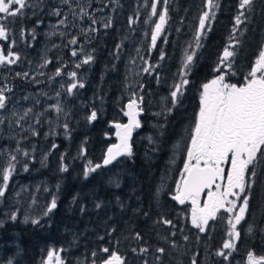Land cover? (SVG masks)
<instances>
[{
    "label": "trees",
    "instance_id": "obj_1",
    "mask_svg": "<svg viewBox=\"0 0 264 264\" xmlns=\"http://www.w3.org/2000/svg\"><path fill=\"white\" fill-rule=\"evenodd\" d=\"M152 2H96V8L102 9L96 14L102 19L93 25L95 32L81 36L94 59L79 69L71 67L83 88L77 87L69 94L66 84L52 85L64 109L58 115L36 103L38 86L35 91V86L16 75L21 71L20 64L30 66L38 58V50L47 39L44 27L53 20L58 0H43L35 9H28L24 17L9 18V37L16 41L13 51L20 60L14 68H7L0 85L12 88L8 94H16L19 106L28 101L33 108L25 128L14 126L12 118L9 126L8 117L0 125V149L7 150L5 154L15 153L18 161L5 197L0 199V264L8 260L13 264H42L50 250L58 251L65 264H93V260L101 264L107 256L101 251L104 247L116 251L126 264H191L193 257L198 264H247L249 252L264 256V163L257 168L249 209L238 226L241 237L228 261L215 254L227 238L226 220L220 219L226 214L219 213L209 222L206 233H198L191 226L190 204L178 206L171 199L186 160L188 132L198 112L202 85L217 74L213 69L228 43L238 0H218L220 8L211 31L199 48L195 47L194 33L204 0H168V23L155 49L150 46V33L158 17L150 16ZM162 9L161 0L158 12ZM130 17L136 21L134 24H129ZM109 18L111 27L104 28ZM38 20L42 21L39 26ZM240 28L233 57L235 75L226 77L227 82L235 84L244 82L264 46V0H254L253 10ZM33 29L35 40L29 34ZM60 43L64 46L61 57L68 63V38L61 37ZM193 51L196 54L187 70L190 83L181 103L168 114L165 110L171 107L170 92L180 80L185 53ZM56 63L51 62L47 73L54 72ZM149 65L150 74L141 71ZM133 92L144 98V111L138 117L141 127L133 131L131 140L133 156L120 157L85 179L88 161L93 165L102 163L107 148L116 143L112 125L127 123L123 110ZM38 110L45 116L37 117ZM93 110L97 119L89 122L87 117ZM17 147L20 152H15ZM25 151L28 156L23 155ZM62 164L67 166L66 172L60 170ZM53 196L57 208L45 215ZM12 212L17 215L15 221L9 218ZM32 219L40 223L33 225ZM163 219L171 220L173 226L163 224ZM137 233L142 239L135 238ZM141 247L149 251L141 254ZM159 247L165 249L163 255L156 252Z\"/></svg>",
    "mask_w": 264,
    "mask_h": 264
},
{
    "label": "snow or ice",
    "instance_id": "obj_2",
    "mask_svg": "<svg viewBox=\"0 0 264 264\" xmlns=\"http://www.w3.org/2000/svg\"><path fill=\"white\" fill-rule=\"evenodd\" d=\"M68 5L73 17H79L83 20L85 17L91 20L92 25L98 23L95 17L87 10L84 5H80L79 12L72 5V0H62ZM163 9L158 12V5L161 0H153L150 5L151 17H158V21L154 22V28L150 33L152 49L157 46V40L165 32V26L168 23V0H162ZM43 0H36L34 4L32 0H0V67L14 65L20 60V55L13 51L16 41L10 39L8 23L9 18H20L27 14L28 9H35ZM80 4V0H77ZM254 0H238L237 14L234 17L233 27L228 38L227 45L223 48L222 54L219 56L217 66L213 69L217 73L213 79L202 85V90L199 94L198 112L195 115L192 127L188 132V144L186 146V160L183 164V171L180 174V180L176 183L175 194L171 199L179 205L186 203L191 205V226L198 233H206L209 229V222L217 219L218 214L223 212L226 215L221 216V220H226V239H224L221 248L215 253L224 261H228L237 248V242L240 240L241 232L238 226L246 218V213L249 209V199L252 187L255 184L257 177V168L264 163V47L258 53V58L251 70L244 78L241 85L229 83L226 77L231 74L235 75L233 70V57L235 49L239 44L237 33L241 32L240 26L248 19V13L253 10ZM220 8L218 0H204L203 10L198 16V24L194 33L195 47H201V41L211 31V24L216 18L217 10ZM42 11V9H41ZM102 11V9H97ZM35 15V11L32 13ZM53 15L60 17V9H54ZM68 16L64 15L59 19L57 26H67ZM136 21L129 18V24H134ZM146 23L148 21H145ZM42 21H37V26ZM104 28L111 27V19L104 21ZM83 32L84 29H81ZM89 32H95L96 29L89 27ZM33 40L36 39L35 29L29 33ZM87 34V33H85ZM25 35L24 30H21V37ZM166 42V40H165ZM69 44L77 45L76 38L69 39ZM192 45H189L191 47ZM119 47V46H118ZM139 51V50H137ZM83 52V49H80ZM195 52H186L183 62V71L180 73V80L172 86L170 92L171 107L167 108L166 113L170 114L172 109L181 103V97L189 85L190 81L187 78L188 66L192 64ZM79 55L76 49L71 50V56ZM94 57L91 54L85 55L75 67L79 69L82 65L90 64ZM164 59V54L161 52L160 60ZM51 63L45 60L41 67ZM145 64L148 62L145 60ZM152 66L143 67L144 73H149ZM62 69L57 68L55 76H61ZM20 76L21 73H17ZM28 77V73L22 74ZM73 82L67 87V92L71 94L77 87L83 88L82 82H76L77 73L72 71L67 74ZM141 91L143 85L140 86ZM12 88L7 84L0 86V113H3L7 108L8 92ZM59 95V93H57ZM143 96H137L132 93L130 99L125 105L126 110H123V115L127 117V123H115L112 126L116 129L115 136L117 143L111 144L102 158V163L88 161L84 177L88 178L90 173H95L98 169L107 167L116 162L120 157L133 156V147L131 144L133 131L141 127V121L138 117L143 113L142 108ZM55 111L60 113L63 109L59 104L54 106ZM31 109L24 111L23 115L12 113L13 117H17L16 125L19 127L20 121L24 120ZM163 114V113H161ZM6 117L0 115V125L5 123ZM97 119V112L91 111L87 120L93 122ZM39 123V120L36 121ZM11 126V123H9ZM65 132L69 131L68 125H63ZM38 133L33 132V135ZM151 141V138H149ZM53 148L57 147L55 144ZM17 147L15 152H20ZM0 155H3L0 152ZM24 156L28 153L23 152ZM63 161V156H61ZM17 156L15 153H8L7 159L0 163V199L5 197L8 189L9 181L16 170ZM28 170L27 164L24 165V171ZM62 172L68 170L67 166L63 165L60 169ZM119 187V181H115ZM206 197L201 204V198ZM96 207H100L99 204ZM57 208V199L55 196L51 199L50 205L46 207L45 215L53 212ZM83 211V209H82ZM13 221L17 219L15 212L9 215ZM28 218H25V222ZM33 225L39 224V219H32ZM162 223L168 226H173V222L169 219H163ZM248 231L252 228L249 226ZM174 236L175 233H172ZM137 240L142 239L139 233L135 237ZM199 239V237H197ZM101 239H103L101 237ZM188 239L187 236L184 237ZM176 247L175 244L172 245ZM101 251L107 256L101 261V264H126L125 259L116 251L104 247ZM133 252L137 249L133 248ZM149 251L146 247H141V254ZM160 255L165 253L163 247L156 249ZM95 257L96 253L93 252ZM159 261V256L157 257ZM7 264H13L12 260H8ZM42 264H65L58 251L50 250L47 252V259L42 261ZM93 264L96 261L93 260ZM147 264V261L144 262ZM191 264H198L195 257L192 258ZM247 264H264V256L256 257L252 252L247 254Z\"/></svg>",
    "mask_w": 264,
    "mask_h": 264
},
{
    "label": "rangeland",
    "instance_id": "obj_3",
    "mask_svg": "<svg viewBox=\"0 0 264 264\" xmlns=\"http://www.w3.org/2000/svg\"><path fill=\"white\" fill-rule=\"evenodd\" d=\"M102 0H80V4L77 3V0H72V5L76 9L77 12H79L80 5H84L87 10L95 17V19L98 21L102 19L101 16H98L96 14L97 8H96V2H101ZM55 9H60L61 16L57 17L53 15V20L49 21L45 28L47 39L45 43L41 46V49L38 50L39 56L35 60V63L31 64L29 66V63L27 64H20L21 67V77L28 82L30 85L35 86V91L38 90L36 93V103L41 104L43 108L46 110H52L53 113H57L55 111L54 106L59 103V99L57 97L58 90L56 87H52L54 84L63 83L66 84L67 87L73 82L69 79L68 73L72 72L73 69H71L72 66H75L76 63H78L85 55L89 54L86 46L84 44V40L81 37L82 35L86 36L89 35L91 32L88 31L89 27H93L91 20L85 17L83 20H80L79 17H73L71 11L68 8L67 4H64L62 0H58V7ZM64 15L68 16L67 26H57L59 19L63 18ZM81 29H84L82 32ZM75 32V34L73 33ZM87 33V34H85ZM65 37L68 38V45L65 47L67 50L68 55V63H65V61L62 59L61 54L64 51V46L60 43V38ZM76 38L78 40L77 45H71L69 44V39ZM1 42V41H0ZM1 44V43H0ZM264 47V46H263ZM83 49V52H80V49ZM76 49L79 53L77 57L71 56V50ZM45 60L49 61H56V65H54V72L52 74L47 73V67L50 66L51 63L47 64L44 67H41V65L44 64ZM15 67L14 65L9 66H3L0 67V79L4 78V74L8 72V67ZM57 68L62 69V75L59 77L55 76V71ZM27 72L29 75L28 77H24L22 74ZM77 82V80H76ZM2 86V85H0ZM8 102H7V108L4 110L3 113H0V115H3L4 117H8L10 119L12 118V123L14 126L16 125V119L17 117H13L12 113L16 112L18 115H23L24 111L27 109L33 108V104H31L28 101L23 102L20 106L18 105V101H16V94H8ZM36 104V105H37ZM63 109V107L61 106ZM64 111V109L62 110ZM30 113V112H29ZM58 115V113L56 114ZM37 117H44L45 114L42 111H37L36 113ZM20 128H25L28 125L27 117L20 121ZM117 141V140H116ZM7 151V150H6ZM6 151H3L0 149V152L3 153V155H0V163H3L6 159L8 154H5ZM206 199V197H205ZM191 208V205H189ZM223 213V212H222ZM247 215V213H246Z\"/></svg>",
    "mask_w": 264,
    "mask_h": 264
},
{
    "label": "flooded vegetation",
    "instance_id": "obj_4",
    "mask_svg": "<svg viewBox=\"0 0 264 264\" xmlns=\"http://www.w3.org/2000/svg\"><path fill=\"white\" fill-rule=\"evenodd\" d=\"M241 84H243V83H241ZM241 84H237V85H241ZM252 189H253V187H252ZM204 199H205V197L202 196V198H201V204H203V200Z\"/></svg>",
    "mask_w": 264,
    "mask_h": 264
},
{
    "label": "water",
    "instance_id": "obj_5",
    "mask_svg": "<svg viewBox=\"0 0 264 264\" xmlns=\"http://www.w3.org/2000/svg\"><path fill=\"white\" fill-rule=\"evenodd\" d=\"M115 132H116V129H115ZM115 138H116V136H115ZM116 140H117V139H116ZM117 142H118V141H116V143H117ZM175 202H176V201H175ZM176 203H177V202H176ZM177 205H178V206H182V205H179L178 203H177Z\"/></svg>",
    "mask_w": 264,
    "mask_h": 264
}]
</instances>
